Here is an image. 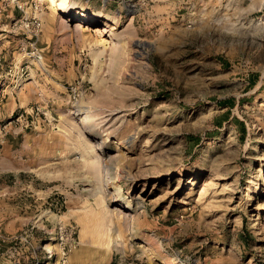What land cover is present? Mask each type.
Segmentation results:
<instances>
[{
	"label": "rangeland",
	"instance_id": "1",
	"mask_svg": "<svg viewBox=\"0 0 264 264\" xmlns=\"http://www.w3.org/2000/svg\"><path fill=\"white\" fill-rule=\"evenodd\" d=\"M25 1L0 15V264H264V0Z\"/></svg>",
	"mask_w": 264,
	"mask_h": 264
},
{
	"label": "built area",
	"instance_id": "2",
	"mask_svg": "<svg viewBox=\"0 0 264 264\" xmlns=\"http://www.w3.org/2000/svg\"><path fill=\"white\" fill-rule=\"evenodd\" d=\"M31 2L33 3V0ZM9 3L14 4L19 11H21L22 13H25L24 9H25V5L27 4V2L25 0H1V2H0V15H1L2 9L7 7L9 5ZM34 7H35V5H34ZM36 26L37 27L39 26L38 22L36 23ZM43 251L45 254L44 257H46V259H47V261H46L47 263L57 264V260H55L56 253L54 251H52L50 249H46L45 246L43 247Z\"/></svg>",
	"mask_w": 264,
	"mask_h": 264
},
{
	"label": "bare ground",
	"instance_id": "3",
	"mask_svg": "<svg viewBox=\"0 0 264 264\" xmlns=\"http://www.w3.org/2000/svg\"><path fill=\"white\" fill-rule=\"evenodd\" d=\"M40 1H42V0H40ZM47 1V3L50 5V8H53V9H55V10H57L58 12L59 11H61V10H63V2L61 1V0H46ZM44 2H45V0H44ZM56 11V12H57ZM63 12V11H62ZM101 30V29H100ZM98 31V30H97ZM105 30H103V32H104Z\"/></svg>",
	"mask_w": 264,
	"mask_h": 264
}]
</instances>
